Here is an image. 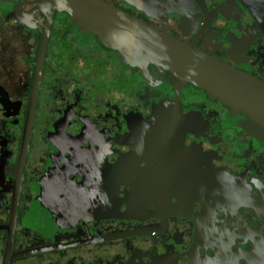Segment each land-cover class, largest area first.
<instances>
[{
  "label": "flooded vegetation",
  "instance_id": "af4514ba",
  "mask_svg": "<svg viewBox=\"0 0 264 264\" xmlns=\"http://www.w3.org/2000/svg\"><path fill=\"white\" fill-rule=\"evenodd\" d=\"M32 1L0 0V264H264L250 118L122 64L65 12L33 96ZM103 1L264 83V37L238 0Z\"/></svg>",
  "mask_w": 264,
  "mask_h": 264
},
{
  "label": "water",
  "instance_id": "95a60500",
  "mask_svg": "<svg viewBox=\"0 0 264 264\" xmlns=\"http://www.w3.org/2000/svg\"><path fill=\"white\" fill-rule=\"evenodd\" d=\"M238 1L251 14L264 37V0ZM30 4L33 5L31 11L38 10L45 16L35 64L33 96L37 93L53 14L65 12L74 26L96 37L103 47L115 51L122 64L138 68L143 75L147 65L152 64L168 71L180 84L191 83L233 112L247 115L251 120L248 133L264 140V83L257 78L178 41L170 31H159L103 0H33ZM37 251L41 249L23 253Z\"/></svg>",
  "mask_w": 264,
  "mask_h": 264
},
{
  "label": "rangeland",
  "instance_id": "374dc122",
  "mask_svg": "<svg viewBox=\"0 0 264 264\" xmlns=\"http://www.w3.org/2000/svg\"><path fill=\"white\" fill-rule=\"evenodd\" d=\"M2 28H4V26H3L2 24H0V30H1Z\"/></svg>",
  "mask_w": 264,
  "mask_h": 264
}]
</instances>
